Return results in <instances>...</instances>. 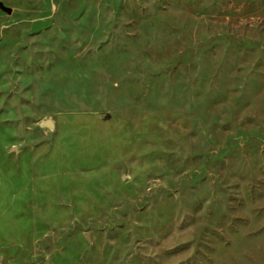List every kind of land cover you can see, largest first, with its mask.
Wrapping results in <instances>:
<instances>
[{"label": "rangeland", "instance_id": "rangeland-1", "mask_svg": "<svg viewBox=\"0 0 264 264\" xmlns=\"http://www.w3.org/2000/svg\"><path fill=\"white\" fill-rule=\"evenodd\" d=\"M0 264H264V0H0Z\"/></svg>", "mask_w": 264, "mask_h": 264}, {"label": "water", "instance_id": "water-1", "mask_svg": "<svg viewBox=\"0 0 264 264\" xmlns=\"http://www.w3.org/2000/svg\"><path fill=\"white\" fill-rule=\"evenodd\" d=\"M2 10H4L6 13L10 14L11 10L9 8L1 7Z\"/></svg>", "mask_w": 264, "mask_h": 264}]
</instances>
